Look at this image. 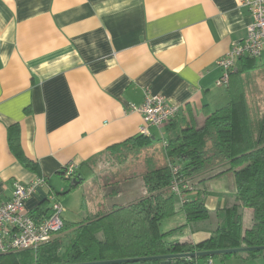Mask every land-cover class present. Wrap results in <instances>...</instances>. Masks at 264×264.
Returning a JSON list of instances; mask_svg holds the SVG:
<instances>
[{"label":"crops","instance_id":"crops-1","mask_svg":"<svg viewBox=\"0 0 264 264\" xmlns=\"http://www.w3.org/2000/svg\"><path fill=\"white\" fill-rule=\"evenodd\" d=\"M252 21L241 0H0V202L10 199L15 180L28 184L42 176L45 185L25 201L29 212L41 208L33 218L48 215L53 191L62 193L64 222L83 219L65 216L77 189L67 191L65 165L75 163L77 172L82 163L140 134L141 115L130 106L140 105L147 92L179 106L178 116L191 112L198 120L203 110L224 105L229 90L216 84L221 75L216 62L245 38ZM251 62L259 66L255 78L262 79L257 73L264 70V57ZM12 126L19 128L23 153L37 163L39 175L12 154L7 142ZM150 136L159 139L152 153L161 154L164 127L151 128ZM137 162L140 176L143 157ZM134 179L143 187L141 177ZM123 182L114 185L112 198ZM208 190L211 211L233 202L232 192ZM115 204L123 203L97 202L90 210ZM209 230L184 228L169 237L197 243ZM71 234L54 238L66 242ZM232 257L220 264H264V253Z\"/></svg>","mask_w":264,"mask_h":264},{"label":"trees","instance_id":"trees-1","mask_svg":"<svg viewBox=\"0 0 264 264\" xmlns=\"http://www.w3.org/2000/svg\"><path fill=\"white\" fill-rule=\"evenodd\" d=\"M239 61L226 86L228 101L217 109L203 110L202 120L191 112L174 117L164 127L161 154H153L157 150L151 148L159 139L134 135L108 148L106 154H98L82 163L74 175L75 182L70 183L67 190L90 183L92 190L101 192V198L93 193L88 194V198L92 202L102 199L104 203L102 188L141 177L145 188L143 196L88 214L78 222H64L57 235L72 232L66 242L61 236L53 237L36 251L0 254V264H71L264 246V104L261 106L254 95L264 86V71H258L262 79L257 80L253 71L259 66L251 62L255 59L242 57ZM7 142L19 163L39 175L37 163L23 153L17 126L8 128ZM142 157L144 172L137 176L135 169L139 163L134 161ZM130 159L132 165H129ZM169 164L178 167L175 176L181 181L186 197L178 206L170 190L174 175ZM222 176H227L233 202L211 211L206 206L210 181ZM103 179L109 181L104 183ZM51 193L57 200L62 194ZM115 194L116 190L112 189L108 196ZM88 198L83 192L85 207ZM38 210L41 208L30 211V215L34 217ZM247 211L250 212L247 214ZM177 212L184 214L185 223L161 231V222ZM184 228L193 232L210 229V236L197 243L167 240L169 235ZM263 253L252 251L217 257L224 262L232 256L247 260ZM208 258H180L170 264H193ZM140 263L161 264V261L120 264Z\"/></svg>","mask_w":264,"mask_h":264},{"label":"built area","instance_id":"built-area-1","mask_svg":"<svg viewBox=\"0 0 264 264\" xmlns=\"http://www.w3.org/2000/svg\"><path fill=\"white\" fill-rule=\"evenodd\" d=\"M241 3L248 8L253 21L246 28L245 38L218 58L216 64L221 71L216 81L218 86L228 85L230 74L240 58L261 59L264 57V0H241ZM130 109L141 115L142 124L139 127V133L143 135H150V129L153 127H165L180 111L179 106L171 104L164 96L149 92L145 94L144 101L140 105H131ZM169 166L174 175L170 190L182 204L186 201V197L182 191L181 181L178 180L177 175L175 176L178 167L172 164ZM76 169L77 165L69 162L63 169V175L71 179ZM44 185L45 179L38 176L28 184L15 180L12 184L10 199L0 202V254L25 250L36 251L62 230L63 214L66 208L54 194L51 193L48 197L50 207L47 216L36 220L25 208L26 199ZM206 264H212V261L209 260Z\"/></svg>","mask_w":264,"mask_h":264},{"label":"rangeland","instance_id":"rangeland-1","mask_svg":"<svg viewBox=\"0 0 264 264\" xmlns=\"http://www.w3.org/2000/svg\"><path fill=\"white\" fill-rule=\"evenodd\" d=\"M258 91H259V93L256 92V91H254L256 93H254V92H252V93H254V95L257 96L258 102L260 103L261 106H263V104H264V86H260L258 88ZM134 162H137V160L135 159ZM132 164L133 163H132V160H131L129 165H132ZM136 165H137V163H136ZM139 165L141 167V163H139ZM140 167H139V169H140ZM72 180H73V178L68 180L67 183L70 184L72 182ZM106 181L108 182L109 180H105V179L102 180V182H104V183ZM135 184H136V179L123 182L122 185L118 186V190H119L118 194H119V196L115 197V198H112V197H114L116 194L113 195V196H108V193L112 190V188H115L116 186L102 188L103 193H104L103 196L105 197V201L104 202L107 205L111 204L112 202L125 203L127 201H130L132 199H135L137 197H140V196L144 195L145 188L142 187L139 184L137 186H135ZM92 187H93L92 184L85 183V184L80 185L79 187H77V189H75V191L74 190L72 191V192H76V193H72L73 194L72 197H70L69 200H68L69 206L67 205V207L69 209V212L67 213V215L65 214V216H71V214L74 213L75 214V216H74L75 218H80L81 216L82 217H86V216H88V214L93 213L90 210L91 208H94L93 204H95L97 202H102V199H97L95 202H93V204L90 202V200H88L89 208H87V207L82 205L83 204L82 203V194H83V192L84 193L86 192V199L88 198V194H91V193H93V195L99 196V198H101V192H99V193L97 192L96 193L94 190H92ZM122 187H125V189L122 188ZM210 187L213 189L212 191H215L217 193L229 191V184H228V181H227V176H223L221 179L213 181L211 183ZM140 190H143V192L140 191ZM80 194H81V198L77 201V199H78L77 196H80ZM175 199H176V204L178 206L180 204V202L178 201V198H175ZM93 211H96V210H93ZM249 212L250 211H247V214ZM183 219H184V214L182 212H177L174 216H172V217H170L168 219H165L163 222H161L160 230L161 231H168L170 229H173V227H176L177 225H179L177 223H181L179 221H182ZM249 223H250L249 221L245 222L246 226L249 225ZM170 239H172V236L171 237H169V236L167 237V240H170ZM171 241H173V240H171ZM231 258L233 260L234 257H231ZM209 260H211L212 262L214 261V264H220L219 257H217V256H215L213 258H208L206 260V263Z\"/></svg>","mask_w":264,"mask_h":264},{"label":"water","instance_id":"water-1","mask_svg":"<svg viewBox=\"0 0 264 264\" xmlns=\"http://www.w3.org/2000/svg\"><path fill=\"white\" fill-rule=\"evenodd\" d=\"M75 182V178L72 180ZM257 252L264 251V246H255V247H241L233 249H223V250H210V251H197V252H186L179 254H165L158 256H146V257H136V258H122V259H113V260H103V261H94V262H79L71 264H120V263H138L144 261H155L160 260L161 264H170L172 260L185 258V259H195V258H213L215 256H220L223 254H237L245 252Z\"/></svg>","mask_w":264,"mask_h":264},{"label":"flooded vegetation","instance_id":"flooded-vegetation-1","mask_svg":"<svg viewBox=\"0 0 264 264\" xmlns=\"http://www.w3.org/2000/svg\"><path fill=\"white\" fill-rule=\"evenodd\" d=\"M246 253V252H245ZM234 255V254H233ZM210 258V257H209ZM212 264H213V262H212Z\"/></svg>","mask_w":264,"mask_h":264}]
</instances>
